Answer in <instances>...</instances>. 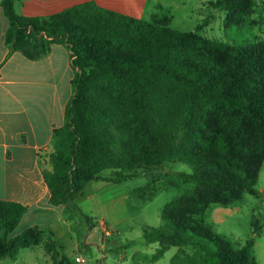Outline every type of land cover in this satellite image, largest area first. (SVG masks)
I'll use <instances>...</instances> for the list:
<instances>
[{
	"label": "trees",
	"instance_id": "1",
	"mask_svg": "<svg viewBox=\"0 0 264 264\" xmlns=\"http://www.w3.org/2000/svg\"><path fill=\"white\" fill-rule=\"evenodd\" d=\"M2 6L10 53L38 60L66 36L79 68L66 122L54 131L52 170L43 172L52 206L68 205L92 181L121 184L184 163L192 173L179 178L193 187L162 209L163 225L144 228L145 240L159 244L152 260L176 248L170 264H258L256 223L254 235L237 246L204 217L212 206L243 203L246 194L262 197L256 185L264 165V39L227 44L175 30L172 17L143 21L94 2L47 18L19 16L12 0ZM213 6L239 26L255 2ZM106 171L113 176L105 178ZM25 213L19 203L0 201V259L45 242L54 264H62L43 230L11 237Z\"/></svg>",
	"mask_w": 264,
	"mask_h": 264
},
{
	"label": "crops",
	"instance_id": "2",
	"mask_svg": "<svg viewBox=\"0 0 264 264\" xmlns=\"http://www.w3.org/2000/svg\"><path fill=\"white\" fill-rule=\"evenodd\" d=\"M2 1L0 0V201L15 202L26 207L19 226L23 222L28 225L11 237L29 228H39L51 238L59 260L69 263L65 252L81 248L83 241L86 247L89 246L82 233L83 220L76 216L81 213L80 203L74 199L68 205L52 206L51 193L43 172L52 170L49 154L54 143V131L66 122V114L75 94L73 80L79 68L73 64L72 50L66 36L51 45L49 55L38 60H30L19 51L10 53V48L5 43L9 20ZM86 2H94L102 8L121 14H125L131 3L130 0H12V5L19 16L47 18ZM122 185L123 183L92 181L85 187L88 190L84 188L80 194L84 196V201L92 204L93 211L101 216L99 225L103 220L109 226L110 232L105 234L100 225L102 246L106 243L114 245L117 250L124 248L125 264H160L169 253H172V260L177 252L176 248H171L161 259L152 260L159 244L148 243L145 236L139 241L130 242V245H119L116 239L109 242L110 237L120 235L111 214L119 216L124 207L127 195L114 192ZM234 205L212 206L205 214V222L212 229L216 225L225 228L227 218H232L240 210L233 208ZM208 216L212 222L208 221ZM121 220L122 218H118L117 222ZM85 222L92 230L93 221L86 218ZM254 223L258 225L259 233L255 235L253 253L258 264H264V222L260 224L254 217ZM64 235L69 240L66 238L68 243L62 245ZM253 235L254 233L251 237ZM222 236L233 241L228 235ZM234 243L237 246L244 244L238 240ZM41 255L45 264H54L45 251L44 242L21 249L15 258L0 259V264H41L38 260ZM105 258L106 253L102 252L100 259Z\"/></svg>",
	"mask_w": 264,
	"mask_h": 264
},
{
	"label": "rangeland",
	"instance_id": "3",
	"mask_svg": "<svg viewBox=\"0 0 264 264\" xmlns=\"http://www.w3.org/2000/svg\"><path fill=\"white\" fill-rule=\"evenodd\" d=\"M130 1L128 9L124 12L126 15L143 21H150L155 15L172 17L171 28L178 31H198L199 34L208 39L241 46L249 44L250 41L264 39V0H254L255 8L250 14V21L248 20L245 25L239 26L228 25L226 22L227 14L214 8L213 4L220 0ZM180 173L190 174L192 173V168L184 163H167L159 168L139 173L135 178L124 181L122 186L115 189L114 192L123 193L127 195V198L119 216H112L111 214V218H115L114 221L117 223V230L120 231V235L118 237H110L109 242L112 243L116 239L119 245H130V242L139 241L143 238L145 225L150 227L163 225L161 218L162 209L172 200L182 196L193 187L192 185L184 184L180 180ZM112 174L111 171H106L103 176L109 178L113 176ZM256 188L260 192H264V165L261 168ZM263 192L261 198L246 194L243 203H236L233 206V208H239L240 210L232 218H227L225 228L224 226L216 225L213 227L214 232L219 235H228L234 242L238 240L244 243L248 240L255 230L253 225L254 217L259 220L260 224L264 222ZM80 194L74 198L80 203L79 207L81 209L80 215L76 216L83 220L82 233L90 247H86L83 241L81 248L64 253L69 259V263L62 260L60 262L62 264H79L76 261L78 256L85 260L84 264H125L126 260L123 258L124 248L117 250L114 245L106 243L102 246L100 240L102 233L99 225L101 216L93 211L92 204L84 201V196ZM86 218L93 221L94 227L92 230L85 222ZM118 218H122V220L117 222ZM208 221L212 222L210 216H208ZM27 225L26 222H23L13 235L25 229ZM66 238L69 240L64 235L62 245L68 243ZM102 252L106 253L105 260L100 259ZM171 257L172 253H169L161 260L160 264H170ZM38 260L41 264H45L43 255L39 256Z\"/></svg>",
	"mask_w": 264,
	"mask_h": 264
},
{
	"label": "built area",
	"instance_id": "4",
	"mask_svg": "<svg viewBox=\"0 0 264 264\" xmlns=\"http://www.w3.org/2000/svg\"><path fill=\"white\" fill-rule=\"evenodd\" d=\"M25 32L28 33V34L29 33H32L31 28L27 29ZM100 225H101V227H102V229H103V231H104L105 234H107L108 232H110L109 226L106 224L105 221L102 220L100 222ZM76 261L79 264H84L85 263V260L83 258H81V257H77L76 258Z\"/></svg>",
	"mask_w": 264,
	"mask_h": 264
}]
</instances>
